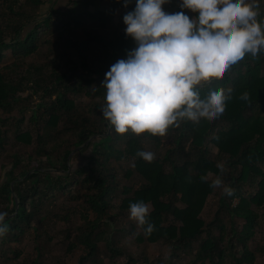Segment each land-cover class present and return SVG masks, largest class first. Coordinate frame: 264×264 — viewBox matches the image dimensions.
<instances>
[{"label": "trees", "instance_id": "1", "mask_svg": "<svg viewBox=\"0 0 264 264\" xmlns=\"http://www.w3.org/2000/svg\"><path fill=\"white\" fill-rule=\"evenodd\" d=\"M0 1V122L18 117L17 140L27 145L34 142L32 131L23 129L27 113L17 109L23 100L20 94L28 89L42 94L38 109L32 110L31 121L42 116L45 121L37 149L27 155L15 153L6 178L0 175V243H12L27 229L36 228L37 211L47 199L59 192L73 193L77 180L70 174V158L74 151L84 153L92 145L88 164L76 171L86 174L82 179L86 201L97 213L96 219H87L79 227L78 241L90 248L88 257L95 253L98 240L104 239L97 227L111 205L107 196L117 189V183L111 184L113 180L107 178L108 158L124 155L132 163L125 175L135 173L142 179L136 188L122 185L120 193L124 196L118 198L120 210L130 212L136 219L137 241L165 240L173 246L190 248L206 231L192 262L227 264L232 258L234 264H254L256 255L248 240L264 219V48L254 43L260 33L264 34L254 32L264 27L262 4L238 0L243 8L252 7L255 14L234 16V12L229 17L228 10L225 15L220 11L216 14L218 0H197L191 9L164 17L167 24L159 35L132 29L129 23L117 27L113 40L95 35L92 41H71L83 67L80 72L69 52L49 55L46 63L27 68L21 60L38 53L43 33L82 27L84 19L99 22L100 30H104L113 19L114 9L109 13L72 9L63 13L53 7L40 15L36 9L41 10L49 0ZM147 1L134 0L126 15L136 20ZM62 14L69 19L64 21ZM191 16L196 20L192 28L186 23ZM175 25L182 34L179 38L170 35ZM85 32L96 34L91 26ZM97 41L103 44L100 59L97 64H89L87 45ZM204 44L208 46L201 48ZM7 50L21 60L2 67ZM228 56L233 58L225 66H230L211 82L206 83L214 75L195 81ZM64 57L67 61L62 60ZM128 59L133 60L129 73L126 64H120ZM18 73L20 76L15 77ZM179 77L189 83L178 86L181 100L171 99V85L161 86L153 99L141 94L165 79ZM97 80L100 85L91 88ZM80 93L91 98L90 108L78 104L76 97ZM120 104H136L138 113L133 126H121L129 121L133 109L110 108ZM91 113L97 114L100 121ZM107 114L111 126L103 130L100 122ZM161 135L170 137L173 146L161 158L147 157L144 141L158 146ZM121 138L124 147L115 148ZM4 143L5 136L0 134V148ZM210 143L218 148L215 156L210 154ZM25 162L30 168L17 173L16 169ZM219 185L224 187L220 199L229 215L244 220L242 228L230 234L222 223L218 224L219 233H214L204 227L200 217L205 202ZM74 198L81 196L75 194ZM148 203L150 211L146 210ZM107 242L115 254L124 252ZM86 259L83 256L80 264Z\"/></svg>", "mask_w": 264, "mask_h": 264}, {"label": "rangeland", "instance_id": "2", "mask_svg": "<svg viewBox=\"0 0 264 264\" xmlns=\"http://www.w3.org/2000/svg\"><path fill=\"white\" fill-rule=\"evenodd\" d=\"M218 1L220 8H225H222L221 10L219 8L216 11V14L220 11L219 13L225 15L227 14L226 10H228L229 17H231L234 12L236 13L234 16L255 14L252 7L243 8V6H240L237 3L238 0ZM255 1L260 2V4L264 7V0ZM80 2L81 3L74 5L70 3L69 0H49V4L41 10L36 9V14L45 15L53 7L63 13L71 11V9L76 11L93 12V10L89 8V3H85L84 0H80ZM106 3H109L108 0H101L100 8L107 9L108 7L105 6ZM1 4L2 2L0 1V5ZM62 16L64 21L69 19V17L65 14H62ZM115 20L116 18L114 15L112 21L105 27L104 30H100L99 22H89L84 19L81 20L82 27L74 28L72 30H62L59 31V33H43L41 34L38 53L21 60V58L14 56L12 50H7L5 52L4 61L1 65L4 67L14 62H20L21 60V62H25L27 68L34 63H46V58L49 55L69 52L71 59L78 64L80 68L79 71L82 72L83 67L79 61V55L75 49L72 48L71 41H92L95 35H100L105 39L113 40L117 33V26H115L114 22ZM188 21L189 27L192 28L193 26H196L194 16L189 17ZM117 25H119V27L121 26L119 23ZM88 26L93 27L96 34L88 35L85 32V28ZM170 35L172 38H179L182 36L179 30H173ZM259 35V38L254 39V43L257 46L264 48V34L260 33ZM87 46L90 50L89 64H97L100 59V52L103 44L97 41ZM192 46H194V44H192ZM207 46L208 45L204 44L201 45V48ZM194 48H196V46H194ZM164 49L167 51L165 47ZM232 58L233 56L224 58L220 64L202 72V76L195 78V81L199 83L202 82V80H206L209 76L215 74L218 75L224 72L230 64L227 67L225 65L231 62ZM62 60L67 61L66 57ZM120 64H126L129 73L130 68L133 66V60L128 59L120 62ZM20 74L21 73H18L15 77L20 76ZM170 80L178 82L171 84V99L181 100L182 93L178 86L181 85L183 77H179L178 79L173 78ZM97 85H100L98 80L93 83L91 88H95ZM31 87H33L32 84ZM155 88H151V90L148 89L149 91L146 89L145 91L148 92H142L141 94L144 97L151 99L155 93ZM20 95L23 97V100L17 109L19 112L25 111V113H27L26 120L23 123V129H29L32 131L34 135V142L27 145L17 140L18 117H12L6 123H2V121L0 122V134L5 136V143L3 147L0 148V175H3V180L6 178L5 173L14 165L15 153H24V155H27L37 149L38 135L41 133L45 123L43 116L37 121H31L30 119L33 113L32 110L38 109V105L41 103L42 98L40 96L42 94L39 95L32 89H28ZM76 101L84 109H87L88 106L90 108V103L92 102L91 98L87 97L84 93H80V95L76 97ZM130 107L134 111L129 114V121L121 124L122 127H130L134 124V118L138 113L136 110V104H133ZM196 107L197 106L194 105V108ZM43 111H45V109ZM91 116L96 118L98 115L91 113ZM109 117V114H107L105 121L102 123L100 122L103 130L109 129L111 126ZM97 119L99 120L98 117ZM106 121L107 125L105 126L104 123ZM93 138L95 137H92L91 142H93ZM143 144L147 157L159 156L160 158L163 157L167 150L173 146L171 138L163 135H161L158 146H155L152 141L148 140L144 141ZM208 146L211 156H215L218 153V148L212 143ZM123 147L124 140L121 138L116 141L115 148L121 149ZM92 148L93 146L91 145L84 153L79 154L77 151H74L70 158V165L72 167L70 174L73 179L77 180V183L74 185L73 193L59 192L50 199H47L43 207L37 211L38 215L34 219V225L36 228L27 229L18 240L13 241L12 243H0V264H80L83 256H87L84 264H210L208 260L204 262L191 261L192 256L196 251L197 244L199 240L206 236V231L203 232L198 239H195L192 242L190 248H186L184 246H173L172 243L165 240H158L156 242H139L136 240V235L139 233V227L136 219L130 212L125 213L120 210L118 198L124 196L120 193L122 185H130L133 188H136L142 183V179L135 173H132L129 176L125 175L127 169L132 168V163L131 160L124 157V155L118 158L116 155H111L108 158L110 165V171L108 174H110L107 178L109 181L113 180L111 184L117 183V189L107 196L110 202L109 204L111 205L106 207L105 216L100 220V224L97 227L98 232H103L104 239L98 240L95 253L88 257L91 251L90 248L78 241L80 234L79 227L83 225L87 219H96L97 213L86 201L85 192L87 190L82 182V179L86 176V174H80L76 171L79 168L86 167L89 162V155L92 153ZM26 164L27 162L22 163L16 169V172L21 173L22 171L30 168V165L27 166ZM165 164V168L168 170V162ZM54 172H56V174H62V172L58 170H54ZM20 178L24 179L26 178V175L21 176ZM223 191V186H216L215 192L208 197L207 202H205L200 213V217L204 220V227L212 229L216 234L220 231L218 225L219 223L226 226L229 232L228 234H230L233 229L240 230L244 223L243 219L235 218L234 216L232 217L229 215V212H227V206L220 199ZM75 194H80L81 198H74ZM151 208V205L148 203L146 205V210L150 211ZM168 221H170V219ZM233 239L236 241L235 237ZM107 240L116 244L117 247L124 252L122 254H115L109 247ZM74 243L75 247L73 246ZM248 246L256 255V261L254 264H264V219L256 226L253 237L248 240ZM238 249H241L240 244ZM131 258H133V260ZM234 263L235 260L232 258H229L227 261V264Z\"/></svg>", "mask_w": 264, "mask_h": 264}, {"label": "crops", "instance_id": "3", "mask_svg": "<svg viewBox=\"0 0 264 264\" xmlns=\"http://www.w3.org/2000/svg\"><path fill=\"white\" fill-rule=\"evenodd\" d=\"M83 1V0H82ZM134 0H126L125 2H112L111 0H108L109 3H106L107 9H101L100 8V3L101 0H84L85 3H89L90 6L89 8L93 10V12L98 13V12H103L107 13L110 12L112 9H114V15L116 20L115 26L118 23L121 25V28L128 25L129 23L132 22V17L130 15H126V9L129 8L133 4ZM182 0H163V3H179ZM84 3V4H85ZM175 13V12H172ZM167 18L164 17H152L150 21V27H151V32L152 34L159 35L162 30L166 27V20ZM186 23H189L188 20H186ZM181 25V24H180ZM179 25L173 26L171 29L173 30H178L177 27Z\"/></svg>", "mask_w": 264, "mask_h": 264}, {"label": "built area", "instance_id": "4", "mask_svg": "<svg viewBox=\"0 0 264 264\" xmlns=\"http://www.w3.org/2000/svg\"><path fill=\"white\" fill-rule=\"evenodd\" d=\"M197 0H182L179 3H161L156 0H148L139 13L136 20L132 21L130 27L132 29H144L151 32L150 21L152 17H166L174 11H185L191 9ZM126 28H123V31Z\"/></svg>", "mask_w": 264, "mask_h": 264}, {"label": "water", "instance_id": "5", "mask_svg": "<svg viewBox=\"0 0 264 264\" xmlns=\"http://www.w3.org/2000/svg\"><path fill=\"white\" fill-rule=\"evenodd\" d=\"M254 32H264V27H260V29H257V30H255ZM253 35V33L252 34H250L249 36H248V38H250L251 36ZM235 61V60H234ZM229 66V65H228ZM227 67V66H226ZM217 75L215 74L213 77H211L210 79H208V81H206V83H209V82H211L215 77H216ZM174 83H178L177 81H175V80H165V81H162V82H160L158 85H156V88H155V94H157V92H158V89L161 87V86H164V85H171V84H174ZM206 83H204V84H206ZM182 85H189V83L188 82H186V81H182V83H181ZM190 85H192V86H194V87H199V86H202L203 84H200V85H196V84H190ZM121 107H128V108H131L130 106H127L126 104H120V105H113L112 107H110V108H121ZM110 108H108L107 109V112L109 111V109ZM89 141H87L86 143H88ZM85 143V144H86ZM84 144V145H85ZM84 145H82L81 147H79V149H81L82 147H84ZM15 188V187H14ZM17 199H18V203H19V196L17 195Z\"/></svg>", "mask_w": 264, "mask_h": 264}]
</instances>
